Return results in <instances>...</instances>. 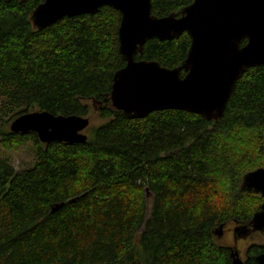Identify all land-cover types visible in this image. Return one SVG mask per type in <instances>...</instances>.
<instances>
[{"label": "trees", "instance_id": "1", "mask_svg": "<svg viewBox=\"0 0 264 264\" xmlns=\"http://www.w3.org/2000/svg\"><path fill=\"white\" fill-rule=\"evenodd\" d=\"M45 1L0 0V264H232L216 231L252 233L264 205L241 188L264 167V65L238 79L218 121L177 110L131 120L111 103L126 66L121 13L105 6L37 30ZM193 1L153 0L152 13L180 16ZM190 46L187 33L152 39L136 60L175 69ZM32 111L104 121L86 143L43 144L10 130ZM25 147L32 165L17 170L8 153ZM263 252L251 245L247 264Z\"/></svg>", "mask_w": 264, "mask_h": 264}, {"label": "water", "instance_id": "2", "mask_svg": "<svg viewBox=\"0 0 264 264\" xmlns=\"http://www.w3.org/2000/svg\"><path fill=\"white\" fill-rule=\"evenodd\" d=\"M153 0H46L33 12L37 30L65 17L94 15L109 6L121 13L120 52L126 66L117 71L111 103L125 117L143 119L157 111L177 110L210 121L222 119L235 86L249 69L264 65V0H194L180 16L158 18ZM187 33L191 46L175 69L158 62L136 60L152 39L172 41ZM246 41L244 46L243 42ZM186 72L182 76V72ZM90 119L32 111L17 117L12 133L34 132L40 142L83 144ZM242 190L264 196V168L244 176ZM147 205L153 193L146 188ZM252 232L264 231V205L251 220ZM223 228L216 231L223 236ZM232 252V264H245ZM264 264V253L256 259Z\"/></svg>", "mask_w": 264, "mask_h": 264}, {"label": "rangeland", "instance_id": "3", "mask_svg": "<svg viewBox=\"0 0 264 264\" xmlns=\"http://www.w3.org/2000/svg\"><path fill=\"white\" fill-rule=\"evenodd\" d=\"M103 121L104 120L99 119L98 115H96V114L94 116H92L90 118V126L84 132V134H86V135H88V137H90L91 134H92L91 127L95 126V125H98V124L102 123ZM8 154L12 157V164L15 166V168L17 170H19L21 168L29 167L30 165H32V162H33V159H34L29 147H25V148H23V149H21L19 151H16V152H13V153H8ZM149 204H151V198L149 200ZM233 227H234V225H232L230 228H233ZM230 234H231V231L229 229V231L225 235L224 239L222 238V240H220V242L222 244L226 245V246L227 245H231L232 246V244L234 242H233L232 236ZM238 241H239L238 244H236L234 246V248L237 249L239 251V253H241V255L244 256L245 251H246L247 247L250 244H252V243L264 244V236H262L261 234L256 233V234L247 236V238H239Z\"/></svg>", "mask_w": 264, "mask_h": 264}, {"label": "flooded vegetation", "instance_id": "4", "mask_svg": "<svg viewBox=\"0 0 264 264\" xmlns=\"http://www.w3.org/2000/svg\"><path fill=\"white\" fill-rule=\"evenodd\" d=\"M232 225H229L227 228H225L224 229V231H223V236L221 237V238H218L219 239V241L220 240H222V238L224 239V237H225V235L227 234V232L229 231V229H230V231H231V236H232V239H233V244H232V246L231 245H225L227 248H229L230 249V251H231V253L232 252H234V253H238V254H240L239 255V257L241 258L240 260H242L245 264H247V260H248V256H247V252H248V249L250 248V246L251 245H254V244H256V243H252V244H250L248 247H247V249H246V251H245V254H244V256L243 255H241V253H239V251L237 250V249H235L234 248V246L236 245V244H238V239L239 238H247V236H250V235H253V234H256V233H258V234H261L262 236H264V231L263 232H252V233H248V234H245V235H241V236H236L235 234H236V228H235V226L233 227V228H230ZM232 229V230H231ZM257 244H261V243H257ZM263 249H264V244H263ZM264 253V252H263ZM262 254V253H261ZM260 254V255H261Z\"/></svg>", "mask_w": 264, "mask_h": 264}]
</instances>
